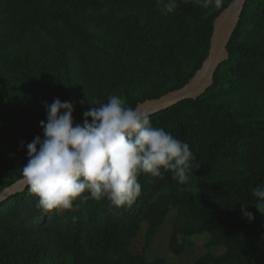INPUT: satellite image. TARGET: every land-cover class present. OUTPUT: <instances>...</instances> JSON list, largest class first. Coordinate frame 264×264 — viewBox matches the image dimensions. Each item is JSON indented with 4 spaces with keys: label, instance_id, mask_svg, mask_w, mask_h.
Here are the masks:
<instances>
[{
    "label": "trees",
    "instance_id": "trees-1",
    "mask_svg": "<svg viewBox=\"0 0 264 264\" xmlns=\"http://www.w3.org/2000/svg\"><path fill=\"white\" fill-rule=\"evenodd\" d=\"M176 2L164 16L161 0H0V55L12 76L7 82L0 69V196L22 178L26 145L43 139L45 103L71 101L82 124L111 95L136 108L189 82L229 0L207 16L195 0ZM225 50L203 94L150 115L153 127L189 144L185 184L171 172L141 174L131 206L89 198L48 213L27 188L12 193L0 204V264H167L148 256L171 211V256L206 234V252L191 264H264V206L258 211L252 195L264 187V0L246 1Z\"/></svg>",
    "mask_w": 264,
    "mask_h": 264
},
{
    "label": "clouds",
    "instance_id": "clouds-1",
    "mask_svg": "<svg viewBox=\"0 0 264 264\" xmlns=\"http://www.w3.org/2000/svg\"><path fill=\"white\" fill-rule=\"evenodd\" d=\"M161 2L164 16L179 7L176 0ZM195 2L206 10L205 16L224 7V0ZM229 7L238 13L242 0H229ZM44 108L46 121L39 124L43 139L36 136L26 145L22 182L36 198L35 207L45 213L74 210V202L83 204L89 198L107 200L116 208L131 206L141 192V174L162 179L171 172L179 184L187 182L194 159L189 144L153 127L150 113L126 107L117 95L89 107L82 124L73 120L71 101L57 98ZM20 146L24 147L23 141ZM252 195L258 198L259 211L264 187H255ZM247 207L241 204V217L251 222L253 214Z\"/></svg>",
    "mask_w": 264,
    "mask_h": 264
},
{
    "label": "water",
    "instance_id": "water-1",
    "mask_svg": "<svg viewBox=\"0 0 264 264\" xmlns=\"http://www.w3.org/2000/svg\"><path fill=\"white\" fill-rule=\"evenodd\" d=\"M246 1L247 0H242V7L238 13L234 12L228 5L214 19L208 56L203 61L201 68L186 85L158 99L147 100L140 103L136 107L152 115L184 100L195 99L203 94L211 85L212 76L216 68L227 58L225 50L226 42L239 21ZM24 188H26V186L22 182V178L17 180L3 191L0 196V204L8 198L10 194L22 191Z\"/></svg>",
    "mask_w": 264,
    "mask_h": 264
},
{
    "label": "rangeland",
    "instance_id": "rangeland-1",
    "mask_svg": "<svg viewBox=\"0 0 264 264\" xmlns=\"http://www.w3.org/2000/svg\"><path fill=\"white\" fill-rule=\"evenodd\" d=\"M0 69L4 73V78L7 82L12 80L11 74L6 68H4V59L0 55ZM175 211H171L167 217L165 224L158 230L157 235L152 240L151 250L149 253V259H153L156 256H161L166 259L167 264H191L198 256L206 252V245L209 240L206 234L196 236L192 238L193 246L186 249L180 256H171L167 250L168 237L171 230V223L174 220ZM146 230V225L142 224L140 232L136 239L132 242L131 252L133 254H139L141 247L143 246V236ZM215 254H219L223 251L221 248L211 249Z\"/></svg>",
    "mask_w": 264,
    "mask_h": 264
}]
</instances>
